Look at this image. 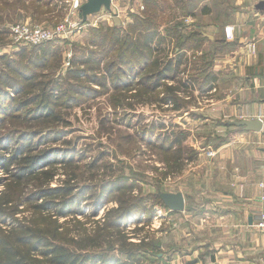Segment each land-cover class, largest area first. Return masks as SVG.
I'll return each mask as SVG.
<instances>
[{"label": "trees", "instance_id": "obj_1", "mask_svg": "<svg viewBox=\"0 0 264 264\" xmlns=\"http://www.w3.org/2000/svg\"><path fill=\"white\" fill-rule=\"evenodd\" d=\"M156 1L144 0V3L153 6ZM143 15L134 17L127 26L126 38L121 37L122 29L118 27L92 30L88 46L101 47L103 53H108L106 45H115L111 49L114 57L110 62L92 50H85L80 57L72 52L69 69L63 75L51 76L53 68L57 69L61 62L56 40L31 46L29 50L22 47L13 59L2 57L0 128H3L6 120L13 119L22 120L26 125L21 131H13L11 135L14 137L0 135V166L6 171H9V166L16 169L15 172L10 171L11 182L16 186L6 185V193L0 197V264H138V258L146 257L145 254H137L149 249L148 237L138 235L140 230L136 229L131 235L138 242L133 243L120 229V224L134 214H143L146 221L153 214L152 210L146 209L143 199L126 198V192H132L135 186L134 183H127L126 177L105 183L104 192L111 187L125 193L114 197L113 200L118 203L116 209L106 211L100 220L92 222L97 225L92 231L81 227L71 230L66 221L59 223V219L78 213L74 209L75 193L83 188L75 186L72 177L60 189L49 188L54 177L53 162L57 158L62 157L65 162L77 154L81 155V160L85 158L83 152L77 151V144L67 139L71 126L65 112L73 106L108 94L107 87L112 86L119 95L110 101L114 112H137L139 103L143 101L163 112V108L168 106L170 112L180 113L188 109V102L181 96L214 87L215 77L211 70L216 49L210 53L213 59L209 63L205 60L204 64L200 63L202 56L194 57L208 38L197 33L183 34L179 29L160 33L158 26L150 22L147 13ZM116 44L121 48H115ZM163 46L166 47L161 49ZM164 50L165 55L158 57L157 53ZM188 56L198 61L192 75L189 73ZM123 92L130 94L126 96ZM34 124L40 127L32 129ZM149 126L138 133L141 141L158 145L160 149L167 145L171 151L177 149L173 161L170 163L168 160V168L170 173L180 174L185 161H193L197 155L184 143L188 135L174 124L172 132L169 133L167 129L166 134L161 133L154 138L155 130L164 127L156 121ZM6 141H12L15 145L8 155L4 147ZM60 144L66 147L53 149V146ZM50 158H55V161L50 163L49 170L37 172L38 165ZM167 174L170 175L169 172ZM166 177L163 176L164 179ZM30 183L36 187V191L28 195L32 200L22 199L18 189L21 187L23 191L22 186ZM38 199L42 203L38 204ZM155 200L163 205L158 195ZM25 211H29V216L22 217V220L15 218ZM84 219L88 220L85 216ZM1 224H5L2 226L6 228L2 229ZM74 234L75 238L72 237ZM156 256L153 255V258L156 259Z\"/></svg>", "mask_w": 264, "mask_h": 264}, {"label": "rangeland", "instance_id": "obj_2", "mask_svg": "<svg viewBox=\"0 0 264 264\" xmlns=\"http://www.w3.org/2000/svg\"><path fill=\"white\" fill-rule=\"evenodd\" d=\"M68 3L69 0H0V70L4 64L2 57L5 56L7 59H13L14 54L23 46L16 44L12 39L10 35L11 26L17 23H25L41 29H52L56 25H63L66 20ZM202 4L209 10V13L207 12L208 14L204 15L205 12H202L201 16L199 15L200 9L196 12L194 11L195 14L190 15L193 9L190 10V4L186 6L184 4L183 8L188 14L184 15L182 12L180 13V10H176L175 17L173 15L174 10L171 9V3L168 0H158L153 6L149 3L145 4L144 0H112L110 9L102 8L98 13L87 16L85 20L80 17L79 11L77 14H73V17H70V22L77 24L72 33L67 38L56 40V43L59 45L58 47H60L61 62L57 69L53 68V72L50 75H63L65 70L69 69V61L73 57L72 52L80 57L85 50L87 52L92 50L97 56H101L106 62H110L114 57L111 49L115 45H106L108 53H103L104 50L101 47L95 48L88 46L92 30L118 27L122 29L120 30L121 37L126 38L127 26L133 21L134 17H144V13H147L150 22H154L158 26L160 33L163 29L168 30V27H170L169 29L176 30L178 29L176 27L181 26L184 30L183 34H198L190 26L194 27L195 25L198 27L202 24L204 26L207 23H214L217 20L210 16V11L214 9L212 2L203 0ZM115 18L119 19V26L114 25L113 21ZM116 46L115 48H121L117 44ZM30 47L24 46L26 50H29ZM165 47L163 46L161 49ZM198 51L201 54H195L194 57L200 58L202 56V62L201 59L199 62L204 64V60L208 61V63L212 61L213 58H210V53L214 52L215 48L208 41H203L202 49ZM164 52L165 50L157 53V56L162 57L165 55ZM108 54L109 56H107ZM188 58L190 59V65H188L189 73L192 75L195 73L198 61L190 56ZM107 90L108 94L98 95L95 98L84 100L82 105L73 106L71 110L65 112V118L71 126L67 139H70L71 143L75 142L77 144V151L79 153L83 152L85 158L81 160V155L77 154L76 157L73 156L66 159V162L62 157L57 158V161L53 162L54 167L52 172L54 173V177L49 183V188L60 189L66 186V181L69 177L74 179L72 183H75V186L78 185L79 189L83 188L76 193V190H74V209L78 213L73 211L76 213H71L66 218L59 219V223L66 221L69 223L68 226L71 230L81 227L86 229V231H92L95 225L92 222L100 220L106 211L116 209L118 203L113 200L114 197H120L125 193L123 190L117 192L111 187L104 192L105 183L107 181H115L119 177H126L127 183H134L135 185L132 192H126V198L138 197L139 199H143L146 209L149 211L152 210L153 212L152 217L148 221L143 217V214L140 216L134 214L127 218L125 223L120 224V229H123L122 232L133 243L138 242L137 238L131 235L134 231L140 230L137 232L138 235L148 237L147 247L149 249L145 253L141 251L137 254H145L147 259L145 256L138 258L140 259L138 264H159L163 256L166 258L175 250L173 247L175 244L183 247L184 251L192 250L196 243L189 241V239H193L196 237L195 235L204 239L206 238L207 240V237L204 236V232H206L208 236L212 234L215 237L217 234L213 230L217 229V222L214 221V218L207 219L205 222H202L201 219L196 220L192 218L190 222L185 221L181 225V222L178 220L179 218H173L174 216L171 218L168 210L163 205L157 203L155 199L158 192L169 193L179 188L187 192L185 186H182L185 184V181L183 183L178 181L179 178L175 177L177 175L170 173V168H168V160L170 163L173 161L177 149L171 151L169 150V145L166 148L160 149L158 145L145 144L138 135L141 130L149 128V124L153 121L161 123L163 125L162 127H164L161 129L162 131L160 128L155 130L154 138L158 134H166L167 129L169 133L172 132L173 125L176 124L182 129L183 133L188 135V140H186L187 137L184 138V141H186L184 143L187 144V148L191 147L190 143L195 139H198L199 143H205V138L199 137L197 135L198 133L204 134L206 138L212 134L223 135L225 131L215 128L219 114H216L217 110L214 109L216 106L212 101V89L202 91L194 90V92L187 96H181L183 100L188 102L186 104L188 109L180 113L170 112V107L168 106L163 108V112L153 105H146L142 100L138 105L139 109L137 112L135 110H127L128 112L126 110H117L114 112L110 101L114 100V97H119V95L112 86H108ZM129 94L125 93L124 95L129 96ZM115 105L118 107L117 103ZM198 108L201 109L202 113L210 117V122H205L207 124L204 125V129L200 126L203 122H196L194 124L191 122L192 124L184 127V119L186 121L193 119L195 116L193 114L194 112L191 111ZM5 122L3 128H0L1 136L10 135L14 137L11 135L14 133L13 131H21L26 125L24 121L18 119L6 120ZM37 127L40 126L34 124L32 129H38ZM175 133H178V131H175ZM219 138L221 139V137ZM10 143L11 145H9ZM194 144L196 142H193ZM209 146L212 147V145ZM4 147L7 148L6 153L8 155L11 154L15 145L12 141H6ZM64 147H66L64 144H60L53 146V149ZM213 154L211 151L206 152V155L209 157H212ZM195 159L193 161L186 160L182 170H189L190 166L196 162L197 159ZM52 161H55V158H50V160L48 159L46 162L38 165L36 171H48V166ZM199 169H202V167ZM8 170L6 171V168L4 169L0 166V197L6 193V185L16 186L11 182L10 177V171L15 172L16 169L13 166L11 168L9 166ZM164 175L167 176L165 179L163 178ZM22 188L23 191H21V187L18 189L22 199L32 200L28 195L36 191L35 185L30 183L22 186ZM95 202L100 204H98L99 206L96 209ZM37 203L40 204L42 201L38 199ZM19 209H21L20 211L23 210L21 207ZM28 214L29 211H25L15 218L22 220V217H27L29 216ZM84 216L88 220L84 219ZM2 225L5 224H1L2 229H5L6 227ZM72 237L75 238V234ZM182 238L184 239L183 241L181 240ZM219 241L221 243H217L218 247H220V244L226 245L224 244L226 239H222L221 237ZM204 243L211 246V242L204 241ZM153 246L156 248L154 249ZM153 255H157L156 259L153 258Z\"/></svg>", "mask_w": 264, "mask_h": 264}, {"label": "crops", "instance_id": "obj_3", "mask_svg": "<svg viewBox=\"0 0 264 264\" xmlns=\"http://www.w3.org/2000/svg\"><path fill=\"white\" fill-rule=\"evenodd\" d=\"M207 1L214 5L210 16L217 20L190 28L206 36L216 49L212 63L214 94L211 93L214 109L219 114L215 128L225 133L207 138L198 133L205 138V143H199L198 139L191 141L197 160L189 170L175 176L178 181H185L182 186L187 192L182 188L169 192L183 195L184 211H168V214L179 218L181 225L192 218L202 222L214 218L217 229L213 231L217 235L208 236L204 232L207 240L195 235L189 239L196 243L190 251L175 244V250L168 257L163 256L159 264H264V234L254 227L256 214L264 211V200H261L264 186L260 187L264 185V9H257L263 0ZM168 2L175 17L176 10L188 14L184 4H190V10L193 9L190 15L199 9L200 16L202 12L209 13L203 0ZM226 27H233L232 41L225 39ZM176 28L184 32L181 26ZM250 42L255 44L254 54L247 51ZM199 109L191 111L193 119H184V127L203 122L200 126L204 129L205 122H210V117ZM246 122H260L261 127L258 131L250 130ZM208 151L214 153L212 157L206 155ZM221 237L226 239V245L218 247ZM204 241L211 242V246Z\"/></svg>", "mask_w": 264, "mask_h": 264}, {"label": "built area", "instance_id": "obj_4", "mask_svg": "<svg viewBox=\"0 0 264 264\" xmlns=\"http://www.w3.org/2000/svg\"><path fill=\"white\" fill-rule=\"evenodd\" d=\"M85 0H69L66 9V20L63 25H56L52 29H41L36 26H30L25 23H17L14 26H11V37L16 44L24 46H36L47 43L49 41L58 40L62 38H67L77 26L70 22V17H73V14H77L80 11L81 6ZM225 37L228 41L233 40V27L225 28ZM248 53L254 54L256 52L255 44L250 42L247 45ZM263 184H260V187H263ZM261 200H264V194L261 196ZM254 227L258 232L264 234V211H259L256 214V222Z\"/></svg>", "mask_w": 264, "mask_h": 264}, {"label": "water", "instance_id": "obj_5", "mask_svg": "<svg viewBox=\"0 0 264 264\" xmlns=\"http://www.w3.org/2000/svg\"><path fill=\"white\" fill-rule=\"evenodd\" d=\"M112 0H85V3L80 8V16L83 20L87 16L98 13L102 8L110 9ZM257 9H264V1L260 2ZM114 25L119 26L120 21L118 18L114 19ZM245 125L254 131H258L261 127L260 122H246ZM158 197L163 203L164 207L170 212H183L185 201L183 195L178 193H163L158 192Z\"/></svg>", "mask_w": 264, "mask_h": 264}]
</instances>
